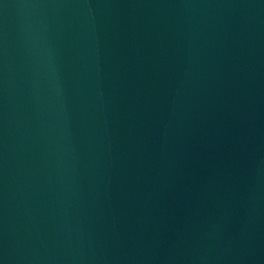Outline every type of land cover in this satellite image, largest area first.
<instances>
[{
    "label": "water",
    "instance_id": "1",
    "mask_svg": "<svg viewBox=\"0 0 264 264\" xmlns=\"http://www.w3.org/2000/svg\"><path fill=\"white\" fill-rule=\"evenodd\" d=\"M244 0H0V264H80Z\"/></svg>",
    "mask_w": 264,
    "mask_h": 264
}]
</instances>
